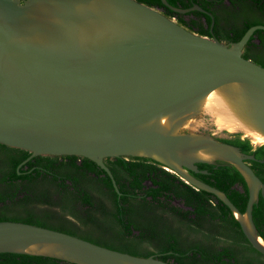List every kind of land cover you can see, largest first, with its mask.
<instances>
[{"label": "water", "instance_id": "water-1", "mask_svg": "<svg viewBox=\"0 0 264 264\" xmlns=\"http://www.w3.org/2000/svg\"><path fill=\"white\" fill-rule=\"evenodd\" d=\"M256 29L227 46L134 0H0V144L84 157L106 173L104 158L153 160L219 199L264 255L252 220L264 185L245 163L264 149V68L242 53ZM198 163L239 174L243 213L186 172L209 174ZM4 253L169 264L14 221H0Z\"/></svg>", "mask_w": 264, "mask_h": 264}, {"label": "flooded vegetation", "instance_id": "flooded-vegetation-1", "mask_svg": "<svg viewBox=\"0 0 264 264\" xmlns=\"http://www.w3.org/2000/svg\"><path fill=\"white\" fill-rule=\"evenodd\" d=\"M134 1L153 8L187 32L227 46L240 41L251 27L264 28V0ZM242 53L264 68V29L253 31ZM250 156L262 161L245 163L264 185V161ZM102 163L110 174L84 157L32 156L0 144V220L32 218L61 231L63 219L53 208L60 210L65 198L71 197L78 201L80 218H66L64 233L98 246L169 264L264 263V255L252 247L230 210L213 195L147 158L108 157ZM208 168L212 166L198 163L195 169H206L209 174L186 172L224 193L236 208L230 196L240 199L243 211L237 209L243 213L247 191L241 177H232L235 170L226 166L223 170ZM85 197L87 203L82 201ZM252 220L264 242L260 193ZM234 221L237 227H233Z\"/></svg>", "mask_w": 264, "mask_h": 264}, {"label": "trees", "instance_id": "trees-1", "mask_svg": "<svg viewBox=\"0 0 264 264\" xmlns=\"http://www.w3.org/2000/svg\"><path fill=\"white\" fill-rule=\"evenodd\" d=\"M250 155H254L256 158L261 159L264 161V149L263 148H258L255 151H253L252 153H250ZM167 176H169L170 174H167ZM222 177V176H220ZM232 177H238L240 178L239 174L234 171V176L232 175ZM167 186V183L165 184ZM190 189V188H189ZM193 193H195L192 189H190ZM66 204H63L59 206L60 211L62 213H59V215L57 214L58 218H61V226L60 228L61 231L64 233L63 229L66 228V223H68V220L65 218L64 213L68 212L69 214L75 216L77 219H79V217L77 215L80 216V210L78 209V201L75 198L71 197H66ZM231 201L237 206L238 209H240L241 211H243V206H241V201L240 199H238L237 197L234 196H230ZM82 201H84L83 203H87L88 202V198L85 197L82 199ZM32 218H26L24 221H18V220H11V221H15V222H23L26 224H30V225H34V226H40L43 228H47V229H52L50 228L48 225H46L45 223H38V222H34L32 221ZM0 221H7V219H3ZM233 227H237V223L234 221L233 222ZM67 234V233H66ZM0 264H70L67 262H62L56 259H52V258H47V257H40V256H31V255H24V254H10V253H4V254H0ZM240 264H264L263 262H251L248 260H244V261H240Z\"/></svg>", "mask_w": 264, "mask_h": 264}, {"label": "rangeland", "instance_id": "rangeland-1", "mask_svg": "<svg viewBox=\"0 0 264 264\" xmlns=\"http://www.w3.org/2000/svg\"><path fill=\"white\" fill-rule=\"evenodd\" d=\"M53 210H54L55 212H57V213H62L59 209H57V208H55V207L53 208ZM64 216H65V218H67V219H69V220H71V221H77V220H78L75 216L69 214L68 212H65V213H64ZM77 216L80 218L79 215H77Z\"/></svg>", "mask_w": 264, "mask_h": 264}]
</instances>
